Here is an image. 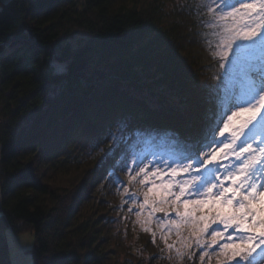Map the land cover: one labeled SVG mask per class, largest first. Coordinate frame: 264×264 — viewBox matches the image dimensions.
Wrapping results in <instances>:
<instances>
[{
    "label": "trees",
    "instance_id": "trees-1",
    "mask_svg": "<svg viewBox=\"0 0 264 264\" xmlns=\"http://www.w3.org/2000/svg\"><path fill=\"white\" fill-rule=\"evenodd\" d=\"M213 23L200 0L3 3L0 264L9 227L34 233L33 264H220L217 246L175 257L158 228L111 255L125 167L144 148L185 162L207 151L247 88L243 71L227 80Z\"/></svg>",
    "mask_w": 264,
    "mask_h": 264
},
{
    "label": "snow or ice",
    "instance_id": "snow-or-ice-1",
    "mask_svg": "<svg viewBox=\"0 0 264 264\" xmlns=\"http://www.w3.org/2000/svg\"><path fill=\"white\" fill-rule=\"evenodd\" d=\"M213 3L234 25L226 29L221 58L243 62L247 88L220 121L221 139L213 137L207 151L201 148L186 158L190 162L169 166L170 178H189L163 187L173 203L183 205L186 216L190 205L208 209L210 214L198 217L202 225L198 231L210 235L206 246H217L227 264H264V0ZM16 39L23 41L26 36L20 32L13 36ZM7 50L5 43L0 55ZM158 174L159 170L153 173Z\"/></svg>",
    "mask_w": 264,
    "mask_h": 264
},
{
    "label": "rangeland",
    "instance_id": "rangeland-1",
    "mask_svg": "<svg viewBox=\"0 0 264 264\" xmlns=\"http://www.w3.org/2000/svg\"><path fill=\"white\" fill-rule=\"evenodd\" d=\"M9 0H0V7L3 3ZM207 4L209 9H212L214 27L217 41V49L221 55L224 52V43L226 37V29L232 28L234 25L230 17L222 18L221 11L217 8V4L213 3V0H200ZM232 60H236L232 57ZM224 70L226 72V78L230 82L234 76L238 75L244 70L242 61L236 63H228L224 60ZM56 70L60 71L65 68L64 63L54 62ZM243 79V78H242ZM232 106L229 108V110ZM228 110V114L230 111ZM226 119V118H224ZM222 126V125H220ZM218 136V133H217ZM221 139L219 136L217 138ZM81 153H89L92 148L89 145L86 147L78 148ZM140 158L134 159L128 167H125L126 173L130 176L128 183L120 182L121 186H124V201L125 211L130 213H124L122 217L115 221L113 224V241L111 242V255L113 257H119L120 245L123 242H129L134 239L136 231L139 229L143 230H154L158 228L162 237L165 239L173 238L176 239L175 244L180 249L173 250L175 257H181L184 255V249L193 248L196 245L201 248L210 249L206 245L210 244V235L202 234L198 230L202 226L198 220V217L208 213L207 208L199 209L195 205L189 206V215H184L185 209L182 204L173 203L172 197L169 192L165 191L163 185L174 183L176 180H184L189 177L181 175L180 177H171L168 175L169 166H175L176 162L184 163L185 161H178L169 154H164L158 150H148L144 148L141 152ZM202 158V157H201ZM190 162V161H186ZM227 161L225 163H228ZM143 168L144 172L140 169ZM159 170L158 175H153L154 172ZM147 173V176L145 175ZM195 174V173H193ZM144 183H141V181ZM152 188L153 191H149ZM147 197V203L145 198ZM200 199L201 197H193ZM165 212L164 216L158 214V212ZM179 213V215L177 214ZM22 227V226H21ZM176 235V236H175ZM175 236V237H174ZM5 237L9 247L11 264H33L31 249L35 243V235L31 230H24L16 232L12 227L5 230ZM199 241V243L197 242ZM223 242V241H221ZM174 249V246H172ZM170 251H172L170 249ZM219 264V263H218ZM220 264H227L226 258L220 259Z\"/></svg>",
    "mask_w": 264,
    "mask_h": 264
},
{
    "label": "water",
    "instance_id": "water-1",
    "mask_svg": "<svg viewBox=\"0 0 264 264\" xmlns=\"http://www.w3.org/2000/svg\"><path fill=\"white\" fill-rule=\"evenodd\" d=\"M158 214H160L161 216H164L165 215V212H158Z\"/></svg>",
    "mask_w": 264,
    "mask_h": 264
}]
</instances>
